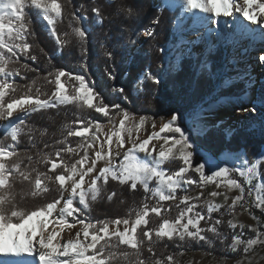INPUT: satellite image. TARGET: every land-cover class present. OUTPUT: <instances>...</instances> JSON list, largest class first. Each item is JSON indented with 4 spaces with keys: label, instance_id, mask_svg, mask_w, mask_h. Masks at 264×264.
Here are the masks:
<instances>
[{
    "label": "snow or ice",
    "instance_id": "1",
    "mask_svg": "<svg viewBox=\"0 0 264 264\" xmlns=\"http://www.w3.org/2000/svg\"><path fill=\"white\" fill-rule=\"evenodd\" d=\"M181 6L185 12L192 14L193 23H202L205 18L217 23L221 17H233L234 14L239 13L244 20L258 26L261 30L258 35L264 40V0H242V2L241 0H182ZM28 7H35L42 12L43 19L49 26H52L51 32L54 37L56 36L55 21L61 16V4L58 0H0V119L13 118L15 113L14 120L10 121L11 131L9 133L13 143L7 146L0 143V264H113L120 256L124 259L128 257L127 252L119 253L117 251L120 245H126L136 250L138 255L145 238L151 244L153 230H145L149 223L147 217L149 212L160 216V206L149 207L145 203L143 208L135 213L133 221L124 218L93 222L86 217L80 218L83 216V212L80 207L74 204V200L78 199L79 205L88 209L89 194H91V200H95L100 193L97 181L102 180L106 184L111 179L119 184H130L132 189H136L138 184L142 185L145 192H151L153 197H158V203L176 200L177 190L185 186L196 183L201 186L215 183L216 187L219 188L221 183H225L229 188L239 189L240 193L228 206L230 209H234L237 203L243 200L245 188L236 179L230 178L231 173H239L241 177L246 178L247 184L251 185L252 181L260 175L259 169L264 164V156L250 161L244 149L235 150L229 146L232 137L238 132L237 128L224 126L223 121H217L214 125H208L202 121L200 126L193 130L178 122L182 120V117L174 112L171 118L163 123L159 132H153L147 139L137 143L136 140L140 138L137 136L136 140L132 139L133 128H125V122L131 119V115L126 110H122L123 118L119 122V128L113 130L111 134H106V138L103 140L100 138L102 125L97 121H89L81 130L68 132V136L81 137L85 142L79 144L77 148L69 145L66 149L57 151L56 156L59 158L61 151L78 155L79 149H84V155L71 166H68L62 159L60 161L64 167V173L56 175L55 180L60 185L62 206L61 200H55L45 207L30 212L17 209L12 204L14 178H18L21 182H30L31 175L21 169L18 160L13 161L11 165L8 161L12 160L13 157H19L15 145L18 143V136L22 131L21 126L25 124V119L34 112L77 101H82L83 105L88 108H94L97 113L109 116V106L103 103L102 98H99V93L94 92L93 87L89 86L81 75L74 76V79L79 82V87L75 89V95L66 94L64 91V83L61 82V78L65 76H68L69 79L73 78L71 73H66L64 70H57L55 73L56 88L51 95L42 93L39 88L33 94L31 85L27 86V91H23L20 85L9 81V77L21 74L20 68L11 66L18 62L20 55L27 59H36L35 56L29 55L30 45L26 40L29 35V25L25 9ZM93 12L96 13L97 22L102 23L100 10L94 8ZM197 12L211 15L210 17H203ZM158 24L159 17L152 21L153 26L145 27L140 34L155 40L157 33L154 26ZM173 27L179 44L174 49L157 46L159 53L169 55L171 52H175V55L171 56L165 64V71L169 73L178 71L182 66V61L190 59L194 76L203 74L208 78H219L216 72L209 70L208 59L199 57L190 49L185 50L189 41L193 45L198 42L207 43L206 33H196L195 37L192 38V34L189 32L191 25H186L185 18L180 17H177ZM207 31L211 32L212 29ZM74 35L83 43L86 42L89 32L87 27H77L74 29ZM248 35L246 30L233 33L231 37L217 32L212 38V48L219 43H230L233 47L241 49ZM57 43H62L59 38H57ZM135 44L136 40L133 39L128 46ZM181 45L185 47H181ZM107 56L112 58L113 52H107ZM14 57L15 60H13ZM233 59L236 58L233 57ZM259 60L264 63V55H260ZM21 67L35 71V69H30L27 64L21 65ZM163 74L164 72L155 74L145 72L138 83L148 79L159 85ZM51 75L52 73H49V76ZM109 76L111 79H115L113 73H109ZM239 78L244 80L245 87L242 96L237 98V103L241 102L242 97L249 95L250 89L255 84L251 73L247 71ZM45 79L47 80V77ZM48 82L52 83L53 81L48 80ZM231 82V79L224 81L225 84ZM113 90L124 91L122 87ZM17 92L20 93L18 98H13L11 102H5V97L9 93ZM94 99H98V102L93 103ZM261 100L264 103V98ZM113 107L119 108L120 106L114 105ZM257 111L255 104L250 108L240 107L237 109V112L244 113H256ZM146 119V117H140L139 124L135 126L137 132ZM259 123L261 131L264 132V116L259 118ZM81 124L84 122L81 121ZM153 127H155L154 122ZM90 129H93L91 136L88 135ZM213 131L224 138V144L220 147L219 153H215L211 149L201 148L196 144L197 139L206 138ZM125 132H127L128 140L132 145L126 151L124 150L125 138L123 135ZM164 132L172 133L171 136L163 137L164 145L171 141V146L165 150L164 145H161L158 154L153 156L152 151H155V148L149 151L148 145L154 138L159 139L160 133ZM113 137L116 138L115 141ZM94 144H99V148L95 150V158L90 160L87 149L93 148ZM105 145H108L107 149H105ZM122 152L123 160L121 163L119 165L113 163L114 157L120 156ZM137 153H144L145 159H139ZM221 154L224 155L223 161L220 160ZM194 157H197L199 161L195 165L193 164ZM30 159L31 157H29ZM101 160L105 162L104 167L97 169V163ZM177 160L183 165L179 167L178 171L169 173L161 167L165 162ZM85 164H87L86 168ZM77 166H79V170ZM57 167V163L52 162L50 171H55ZM206 170L209 173L207 175ZM189 171L199 174V182L188 176ZM93 172H97V175L90 178L89 186L84 188L85 176ZM43 175L45 174L37 175L35 178L32 195L48 191L44 180L41 178ZM77 175L79 179H76ZM152 180L156 181L155 188L149 187ZM66 181H70L71 184L70 193L65 198L63 192L68 191L65 187ZM253 191L256 193V207L264 208V194H262L264 181H259L254 189L249 188V194H252ZM210 195L216 197L221 193L213 191ZM111 198L109 196V199ZM191 199L192 197L188 195L179 198V204H183L185 207L174 221L165 219L159 228L154 230L157 239L172 240L174 236H178L180 240H184L186 237L199 240L206 239V236L202 234L204 229L200 227V221L204 220L205 217L200 212L195 211L197 205L189 203ZM224 199L227 201L228 197L225 196ZM221 207L220 204L209 203V218L212 212ZM66 216L72 217L75 223L69 225L65 219ZM220 223V220L215 221V225ZM76 224L81 225V228L75 232L74 236L71 232L67 234L66 238L60 236V233L64 231V226L75 228ZM229 224L232 228L237 227L231 221ZM121 225H123V229H121ZM215 225L209 227L208 231L216 232ZM239 227L243 228L244 225H239ZM138 228L141 229L142 235L137 234ZM253 231L256 232L255 239L245 241L240 238V235H237L233 237L231 247L235 250L238 246L244 245L243 250L247 253L253 245L264 242V233L256 228ZM148 251L151 252L152 248L149 247ZM167 259L169 262L172 261L171 256ZM138 264H144V261L139 260ZM155 264H161V261L157 260Z\"/></svg>",
    "mask_w": 264,
    "mask_h": 264
},
{
    "label": "trees",
    "instance_id": "2",
    "mask_svg": "<svg viewBox=\"0 0 264 264\" xmlns=\"http://www.w3.org/2000/svg\"><path fill=\"white\" fill-rule=\"evenodd\" d=\"M58 2L61 4V16L55 21V37L51 32L52 26L43 19L39 9L35 7L25 9L29 25V35L26 37L30 45L29 55L35 56L36 59H27L20 55L18 62L11 66L20 68L21 74L8 79L20 85L23 91H27V86L31 85L33 94L39 88L42 93L51 95L56 87L55 73L57 70H64L71 73L73 78L65 76L61 78V82L67 86L68 94L75 95L79 82L74 76L81 75L88 85L93 87V91L99 93L103 103L109 106V116L97 113L94 108H88L77 101L34 112L25 119L18 143L15 145L19 157H13L8 161L11 165L13 161L18 160L21 169L31 175L30 182H21L14 178L12 187V204L25 212L45 207L48 203L61 198L60 185L55 180L56 175L64 173L61 159L71 166L84 155V149H79L78 155L61 151V156L59 158L56 156L57 151L66 149L69 145L77 148L79 144L85 142L81 137L68 136L70 130H81L89 121L112 122L117 115L123 113L122 110H126L130 115L148 117H164L174 111L192 113L206 99L215 95L216 86L220 81L219 78H208L203 74L194 76L190 59L183 60L178 71L171 73L165 71V64L175 52L165 55L158 52L157 46L174 49L179 44L173 25L179 17L181 8L172 11L167 6H155L154 0H58ZM94 8L100 10L102 23L97 22ZM157 17L159 24L154 26L157 33L155 40L146 38L138 45L141 31L145 27L153 26L152 21ZM77 27H87L89 35L86 42H80L74 35V29ZM57 38L61 44L57 43ZM133 39L136 40V44L128 46ZM109 51L113 52L112 58L107 56ZM199 57L208 59L209 70L218 74L223 61L221 50H210ZM15 59L14 57L13 60ZM24 64L35 71L22 68L21 65ZM145 72L153 74L164 72L161 83L156 85L148 79H144L141 84L138 83ZM49 73L52 75L49 76ZM109 73H113L115 79H111ZM48 80L53 82L49 83ZM121 87L124 89L123 92L113 90ZM244 87L242 84L232 85L224 91V95L236 94ZM19 95V92L9 93L5 97V102H11ZM98 99H94L93 103H97ZM114 105L120 107L115 108ZM81 121L84 124H81ZM237 129L238 132L232 137L229 146L235 150L244 149L249 158H256L264 147V132L261 131L260 123L251 121ZM10 131L11 124L0 125V143L5 146L13 143ZM198 140L215 153H219L220 147L224 144L223 136L215 131ZM52 162L58 165L55 171H50ZM180 166H183L180 161L164 164V168L170 172L178 171ZM40 174H45L41 178L48 191L32 195L35 178ZM190 176L197 178L194 172ZM97 186L100 188L99 195L95 200H91L89 194V207L82 211L93 222L133 218L145 203L149 207H161L160 216L150 212L147 217L149 223L145 230H153L151 244L145 238L138 255L136 250L120 245L117 251L127 252L128 257L124 259L120 256L113 264H138L139 260H143L144 264H155L157 260L161 261V264H178L180 258L186 254L210 250L209 246L193 240L155 237L154 230L158 229L165 219L174 221L178 216L179 208L172 201L158 203V197H153L151 192H145L143 186L139 184L136 189H132L130 184H119L109 179L106 184L102 180L97 181ZM155 186L156 181H153L149 187ZM109 196L112 198L109 199ZM74 204L81 207L78 199L74 200ZM137 234L142 235L140 228ZM229 242L228 239L226 244ZM149 247L152 248L151 252L148 251ZM219 250L218 247L212 252L225 254ZM169 256L172 257L171 262L167 259Z\"/></svg>",
    "mask_w": 264,
    "mask_h": 264
},
{
    "label": "rangeland",
    "instance_id": "3",
    "mask_svg": "<svg viewBox=\"0 0 264 264\" xmlns=\"http://www.w3.org/2000/svg\"><path fill=\"white\" fill-rule=\"evenodd\" d=\"M242 2V0H241ZM155 6L159 7H169L172 11H176L178 8H181V12L179 13L180 18H185V24L191 25L189 28V32L192 34V38L195 37L196 33L205 32L207 36V43H196L193 45L190 41L186 46L185 50L194 51L198 56L209 52L210 50H221L222 51V68L218 72L219 82L216 86V92L213 97L210 99H206L199 107H197L192 113H184L181 111H174L182 117L181 122L183 126L186 128H198L203 121L208 125H214L217 121H223L224 126H232L234 128H240L244 125H247L248 122L259 123V118L264 116V103H262L261 98H264V74L260 71L264 63L259 60V56L262 55L263 48L259 47L254 50V57H251V50H248V42L245 41L241 49H237L233 47L230 43H219L216 44L214 48H212V38L216 35L217 32H220L221 35H226L231 37L233 33H236V20L239 13L234 14L233 17H221L217 23H213L211 19L205 18L202 23H193L191 17V13H187L183 10L181 4L182 0H154ZM198 15L203 17H210L211 14H200ZM240 21L242 20V24H250L248 21L244 20L243 17H239ZM208 29H212L211 32H208ZM142 32V31H141ZM146 37H143L141 34L138 37V45L141 44V41H144ZM181 47H185L181 45ZM245 55V56H244ZM235 57L236 59H233ZM246 58V59H245ZM240 59H245L248 65L244 64V61H240ZM210 64V63H209ZM251 73L252 79L255 81L254 86L250 89L249 95L246 97H242L241 102L237 103L236 100L238 97L242 96V91L236 92V94H226L224 95V91L229 89L232 85L242 84L245 86L244 80L239 78L243 76L245 72ZM239 74V76H238ZM231 79L232 82L230 84H225V80ZM64 83V82H62ZM142 83V82H141ZM140 83V84H141ZM139 84V85H140ZM56 88V87H55ZM64 91L67 93V86L64 84ZM82 102V101H79ZM255 104L257 106L258 111L256 113H244L237 112V109L240 107L250 108ZM63 105V104H60ZM58 106V105H57ZM168 113L164 117H148L144 115H131V119L125 122V128L132 127V139L136 140V137L139 136V140H136L137 143L141 142L143 139H147L149 135L153 132H159L163 123L167 122L171 115L174 113ZM140 117H146V121L143 126L139 129V132L135 130V126L139 124ZM15 113L13 118L8 119H0V125H5L4 123L10 124V121L14 120ZM123 118V113L116 116V118L112 122L108 123H100L102 125V132L100 133L101 140L106 138V134H111V132L115 129L119 128V122ZM153 122L155 123V127H153ZM93 129H90L88 135H92ZM125 138V148L126 151L132 145L128 140L127 132L123 133ZM172 133L164 132L160 133V138H154L150 141L148 145L149 151H152L155 148V151H152L153 156L157 155L161 145H164L165 136H171ZM178 135V134H177ZM115 137L113 140L115 141ZM196 144L201 148H205L198 139L196 140ZM171 146V141L169 144L164 145L165 150ZM108 145H105V149H107ZM99 148V144H94L93 148H88V156L91 159L95 158V150ZM139 159L144 160V153H137ZM264 156V147L262 151L258 154V157ZM250 161L251 159L248 157ZM123 160V152L120 156L114 157L113 163L119 165ZM220 160H224V155L220 156ZM178 161V160H177ZM90 162V161H89ZM172 162V161H168ZM198 161L197 157L193 158V164L195 165ZM104 161H98L97 169L104 167ZM167 163V162H165ZM164 163V164H165ZM164 164L161 166L164 168ZM87 164H85V168ZM79 170V166H77ZM165 169V168H164ZM167 170V169H166ZM171 173L169 170H167ZM260 175L257 179L252 181L251 185H248L245 177H241L239 173L233 172L231 173L232 179H236L241 186L245 188L244 198L242 201L238 202L234 209H230L228 206L231 205L232 200L238 196L239 189L237 188H229L225 183H221L219 188L216 187L215 183H208L201 186L199 183L192 184L190 186H185L180 188L176 192L177 199L170 200L176 206L179 204V198H182L185 195L192 197L189 203H194L197 205L195 211L200 212L204 215L205 219L200 221V227L204 229L203 235L206 236L205 240L199 239H190L185 238L184 240H193L197 243H201L204 246H209L210 250H198L186 254L181 257L178 261V264H264V242H258L253 245L250 251L247 253L244 252V245L238 246L235 250L231 247L233 242V237L240 235L242 240H249L256 238V232L253 231L254 228L258 229L260 232L264 233V208L256 207L255 203V191L252 194H249V188H255L256 184L259 181H264V164L260 166ZM193 173L189 171L188 176ZM195 173V172H194ZM197 174V173H196ZM209 174L206 170V175ZM97 175V172H93L85 176V183L83 185L84 188H87L90 184V178ZM76 179H79V176H76ZM195 181L199 182V174H197V178H192ZM150 181L149 186L151 182ZM70 181H66L65 187L68 191L63 192V196L66 198L70 193ZM156 187V186H155ZM216 191L221 193V195L212 197L210 195L211 192ZM203 193V195H201ZM264 194V192H262ZM227 196L228 200L225 201L224 197ZM61 200V206L63 204V200ZM215 203L220 204L222 207L214 211L210 214L208 213V204ZM81 210L84 209L82 205H80ZM60 207V206H58ZM185 207L183 204H179V212ZM178 212V215H179ZM150 213V212H149ZM56 215V214H54ZM87 218L91 220L88 216L83 214L80 218ZM68 224L71 225L75 223V220L72 217H65ZM135 217L129 218L130 221H133ZM220 220L221 223L215 225V221ZM231 221L233 224H236V228H232L229 224ZM215 225L216 232L208 231V228ZM239 225H244L243 228H240ZM67 227V226H65ZM123 229V225L120 226ZM69 228V227H67ZM76 228L80 230L81 225L76 224ZM139 229V228H138ZM137 229V231H138ZM81 238L82 235H81ZM174 238H179L178 236H174ZM230 240L229 244H226L227 240ZM219 242H222L219 244ZM219 245V246H218ZM227 246V247H226ZM219 247V251L225 254H217L216 251L212 252V250H216ZM218 251V250H217Z\"/></svg>",
    "mask_w": 264,
    "mask_h": 264
},
{
    "label": "bare ground",
    "instance_id": "4",
    "mask_svg": "<svg viewBox=\"0 0 264 264\" xmlns=\"http://www.w3.org/2000/svg\"><path fill=\"white\" fill-rule=\"evenodd\" d=\"M161 1H164V0H161ZM239 17H240V15L237 16V20H236V22H237L236 33H239L242 30H246V32L249 34L247 36L246 41L248 42V50L252 51L251 57H254V50L259 48V47L263 48L262 55H264V40H262L258 35L261 30L258 28V26L252 25L250 22H249L250 23L249 25L246 23H245V25H243L242 20L240 21ZM245 59H240V61H244V64L248 65L247 62L245 61ZM260 71L264 74V65L262 66V69ZM57 230H59V229H57ZM78 230L79 229L76 227L75 228H67L64 226V231L60 233V236L66 238V236L69 232H71L72 235L74 236L75 232Z\"/></svg>",
    "mask_w": 264,
    "mask_h": 264
},
{
    "label": "water",
    "instance_id": "5",
    "mask_svg": "<svg viewBox=\"0 0 264 264\" xmlns=\"http://www.w3.org/2000/svg\"><path fill=\"white\" fill-rule=\"evenodd\" d=\"M6 125V123H4Z\"/></svg>",
    "mask_w": 264,
    "mask_h": 264
}]
</instances>
